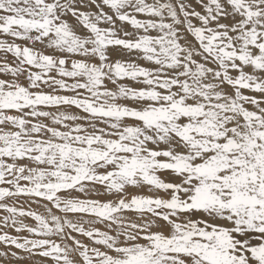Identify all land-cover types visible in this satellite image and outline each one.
<instances>
[{
	"label": "snow or ice",
	"instance_id": "1",
	"mask_svg": "<svg viewBox=\"0 0 264 264\" xmlns=\"http://www.w3.org/2000/svg\"><path fill=\"white\" fill-rule=\"evenodd\" d=\"M0 213L5 261L264 264V0H0Z\"/></svg>",
	"mask_w": 264,
	"mask_h": 264
},
{
	"label": "rangeland",
	"instance_id": "2",
	"mask_svg": "<svg viewBox=\"0 0 264 264\" xmlns=\"http://www.w3.org/2000/svg\"><path fill=\"white\" fill-rule=\"evenodd\" d=\"M115 55H114V54ZM118 54H116V52H112L111 53V58L113 59V60H115V59H120L119 58V55L117 56ZM127 81V80H126ZM109 87H113L112 85H109ZM73 111H76L75 109H73ZM166 178V177H165ZM167 179V178H166ZM129 191H130V193H132V194H136L135 192H134V190H132V189H129ZM132 191V192H131ZM145 194H147V193H145ZM93 198H99V199H102V200H104V199H108L109 197H106V196H102V197H93ZM0 215H2V213H0ZM27 222H29V223H32V221L31 220H28ZM4 249H3V247L2 246H0V251H3ZM0 264H41V260H40V258L39 257H35V258H33V259H26V260H24V261H14V260H11V259H9V260H7V261H5V260H3V259H0Z\"/></svg>",
	"mask_w": 264,
	"mask_h": 264
},
{
	"label": "bare ground",
	"instance_id": "3",
	"mask_svg": "<svg viewBox=\"0 0 264 264\" xmlns=\"http://www.w3.org/2000/svg\"><path fill=\"white\" fill-rule=\"evenodd\" d=\"M114 54V53H113ZM116 54H118V53H116ZM115 55V54H114ZM119 55V54H118ZM117 55V56H118ZM112 57V56H111ZM119 58H122L120 55H119ZM123 83H126V84H128L129 86H132V87H137V85H135V83L134 82H131V81H123ZM132 192V191H131ZM29 223V222H28Z\"/></svg>",
	"mask_w": 264,
	"mask_h": 264
}]
</instances>
